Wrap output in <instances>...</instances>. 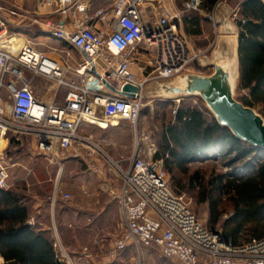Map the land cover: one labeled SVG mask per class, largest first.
<instances>
[{"label":"built area","instance_id":"1","mask_svg":"<svg viewBox=\"0 0 264 264\" xmlns=\"http://www.w3.org/2000/svg\"><path fill=\"white\" fill-rule=\"evenodd\" d=\"M59 3L62 13L72 16L71 28L64 30L49 23L47 27L55 38L83 54L74 72L88 78L79 84L68 81L57 61L29 43L17 51L7 47L6 24L0 18V146L9 137L18 141L29 136L35 141L33 151L51 159L69 152L81 157L82 150L87 155H100L101 148L81 135L79 128L81 124L103 127L102 122L104 127L111 126L113 119L135 123L142 106L143 83H138L130 71V52L140 43L152 50L151 81H167L185 73L201 53L194 52L177 31L172 16L159 15L150 26L142 25L139 0H115L111 20L102 11L97 13L108 33L90 26L84 0ZM198 5L199 0L185 4L187 9ZM99 61L102 67L97 70ZM26 71L64 88L63 104L38 101ZM110 83H116V91L125 84L138 86L140 91L133 98L115 91L105 95L101 88ZM3 88L7 90V104L1 100ZM111 162L119 183L110 185L108 194L119 203L124 230L114 240L110 256L128 247L138 253L141 247H155L173 264H264V237L233 246L208 229L184 197L172 190L162 160L142 159L135 149L125 168ZM87 165L89 170L101 172L96 163ZM9 186V164L0 149V188L7 190ZM55 249V257L62 264H91L86 247L69 252L56 237ZM0 264H6L1 256Z\"/></svg>","mask_w":264,"mask_h":264},{"label":"crops","instance_id":"2","mask_svg":"<svg viewBox=\"0 0 264 264\" xmlns=\"http://www.w3.org/2000/svg\"><path fill=\"white\" fill-rule=\"evenodd\" d=\"M84 1L88 5L86 16L90 21V26L95 30H102L108 33L109 31L100 25L97 13L102 11L111 20L115 0ZM180 1L185 5L192 0ZM241 1L239 0L237 5ZM56 5L59 7L56 8ZM174 5L175 0H139L138 9L142 25L150 26L159 15L172 16L176 25H179L180 22L182 23L183 17L191 12L186 6L185 8L176 9ZM193 12H197L201 17L200 32L194 35L188 34L190 36L202 35V23L208 19L212 21L214 31H233L234 27L237 28L235 23V19L238 16L237 9L234 11L236 16L233 23L224 0H219L209 13L198 9V6L193 9ZM0 18L8 24L7 26L10 30L7 31V47L17 51L23 44L29 43L36 50L57 61L62 66L68 81L79 84L88 78L87 75L80 76L74 72L83 61V54L67 42L55 38L50 31L51 29L47 27L49 23L64 30L71 28L72 16L62 13L59 0H0ZM237 35L233 37L235 39H228L229 34L223 36L220 33L210 54L203 57L202 65L212 67L211 64L214 60L220 59L223 52H225V48L227 50L229 47L234 52V49L238 47ZM152 57V50L143 43L138 44L129 54L130 71L138 83H143L141 87L142 95L148 91L153 92L157 83L161 82L148 80L153 70L152 65L149 64ZM101 67L102 62L99 61L97 70ZM25 76L30 80V85L38 101L46 104H63L64 88H57L41 77H32L27 71ZM109 85L116 90V83H110ZM101 92L105 95L115 93L107 85L102 86ZM4 95L5 93L1 95L2 102H4ZM117 121L109 123L111 126L107 127H104L105 122H102L103 127L81 124L79 133L91 139V135L87 136L82 133V128L95 126L103 132L107 130L109 132L108 139L103 136L99 139H102L107 144L105 145L108 146L110 143H116L117 141L115 140L116 136L112 134L116 133L119 128L116 125ZM94 133L96 134V132ZM7 139L6 147L9 153L7 155L4 154L6 153L5 149L2 150V153L6 156L5 159L9 164L10 186L24 197L23 201L29 209L25 225L34 228L37 232L45 233L52 240L54 253L56 250V237L64 249L69 252H77L80 244L72 240L73 232H79L87 228L88 223L85 224V219L95 217V213L98 218L110 215L114 219L118 217L120 219L121 217L122 220L119 203L110 198L108 187L104 188V194L99 190L91 191L87 187L89 182H86L84 177H89L87 174L89 168L82 170L80 166L81 162L87 164L88 159L92 155H87L82 150L80 152L81 157H74L73 152H69L65 156L51 159L45 154H36L33 151L35 141L29 136H23L20 141H16V145L12 146L8 145ZM126 164L123 168L126 167ZM65 173L68 174L64 178ZM99 175H102V173H98ZM64 195H68V198H64ZM102 195L103 198L100 197ZM69 228H74L75 231H71ZM129 249L134 250L132 247ZM149 249L153 248L141 247L139 255L142 251ZM1 258L3 259L2 256ZM164 258L167 259L166 257ZM170 262L173 263V261Z\"/></svg>","mask_w":264,"mask_h":264},{"label":"trees","instance_id":"3","mask_svg":"<svg viewBox=\"0 0 264 264\" xmlns=\"http://www.w3.org/2000/svg\"><path fill=\"white\" fill-rule=\"evenodd\" d=\"M218 1L199 0L198 9L209 13ZM237 15V88L245 92L238 100L259 108L264 116V0H242ZM200 22L199 14L191 12L182 19L184 31L198 34ZM7 140L9 146L16 145L13 138ZM214 152L229 158L232 170L217 174L209 188L201 181L194 182L199 179L197 174L188 178L190 184L200 187L199 203L208 201V229L233 246L264 237V148L236 138L205 109L179 106L173 120L162 128L160 151L153 160L163 158L165 171L176 169L187 175L189 163ZM238 163L242 166L235 167ZM174 192L180 195V191ZM223 196L230 203L231 213L217 231L215 226L224 213L219 208ZM23 198L11 186L0 188V255L6 264H62L55 257L52 240L25 225L29 209Z\"/></svg>","mask_w":264,"mask_h":264},{"label":"rangeland","instance_id":"4","mask_svg":"<svg viewBox=\"0 0 264 264\" xmlns=\"http://www.w3.org/2000/svg\"><path fill=\"white\" fill-rule=\"evenodd\" d=\"M238 1L239 0H224V3L228 6L229 17L232 19L233 23L236 16L234 11L237 9ZM174 6L176 9L182 7L185 8V5L180 0H175ZM55 7L57 8L59 6L56 5ZM189 12H193V9H190ZM99 23L104 29H107V25L104 22L99 21ZM5 24L6 30L10 31L7 26L8 24ZM202 24L203 31L200 36L188 35L184 31L181 22L177 25V31L186 39L192 50L194 52L201 53V55L191 63L188 71L182 74L208 75L212 73V67L202 65L203 57L210 54L216 40L219 38L220 33H222L223 36L229 34L228 39H235L233 37L236 36V34L234 35L233 31H228L227 33L224 31H214L212 21L209 19ZM219 60L222 62L232 61L234 64L237 63L236 55L229 49V47L227 50L225 48V52H223ZM237 81L238 80H236L234 86V95L238 100V97L240 95H244L245 92L238 91ZM4 93V104H7L9 103L7 90L3 88L1 90V95ZM179 106H190L209 111L205 103L197 96L165 99L154 95L152 91H148L143 95L142 106L135 123H131L129 121H117L116 125H118L117 127L119 128L116 133H112L116 136V143H110L106 146L107 144L104 143L102 139H99L101 136L108 139L109 132L107 130L103 132L95 126L82 128V133L87 136L91 135V141L97 144L103 151L100 152V155L94 154L88 159V162L92 161L97 164L102 175L98 176V173L100 172L93 173V171L87 170L88 165L81 162L80 167L82 170H87V174L90 177H84V180L89 182L87 187H89L91 191L99 190L104 194L105 187L107 188L112 184H118L119 180L115 178L111 160L123 168V166L127 163V159L133 154L135 148L137 149L139 157L142 159H153L155 154L160 151L162 128L165 123L173 120V116ZM254 109L264 118L262 113H260L259 108L256 107ZM111 122L113 121H110V123ZM94 132H96V134ZM0 149H5L6 153L4 154L6 155L9 153L8 148L6 147V140L2 142ZM158 160H162V167L165 171L166 169H164L163 158ZM228 161L229 158H224L214 152L209 157L201 158L189 163L187 175L176 169H173L170 173L165 171L166 178L172 189L177 192L180 191V195L184 197L190 209L207 228H209L208 201L199 203V191H201L200 187L197 186V184H190L188 178L192 174H197L199 179L194 182L196 183L197 181H201L203 185L209 188L210 182L214 181V177L217 174L228 173L232 170ZM238 166L241 167L242 164L238 163L235 165V167ZM67 174L68 173H65L64 178ZM100 197L103 198V195ZM221 201L222 203L219 208L224 210V213L221 215L215 226L217 231H220L221 225L231 213V206L227 201V197L223 196ZM86 219L85 224L88 223L87 228L82 229L79 232L75 231L74 228L69 229L71 231H75L73 232L74 236L71 237L72 240L77 241L80 244V247L88 248V251L92 255L90 261L91 264H173L170 262L173 261L172 259L167 258V260L163 256L161 257L159 249L155 247L153 249L142 251L140 255L137 251L129 249L124 252L116 253L114 257L110 256L114 240L123 234L124 229L121 217L120 219L119 217L114 219L110 215H107L98 218L95 213V217Z\"/></svg>","mask_w":264,"mask_h":264},{"label":"water","instance_id":"5","mask_svg":"<svg viewBox=\"0 0 264 264\" xmlns=\"http://www.w3.org/2000/svg\"><path fill=\"white\" fill-rule=\"evenodd\" d=\"M233 33H238L236 27L233 28ZM234 53L236 64L216 59L211 64L212 73L181 74L174 79L158 82L153 92L165 99L199 97L220 126L228 128L236 138L252 146L264 148V118L254 108L237 100L234 95V86L239 76L237 47ZM107 86L112 91L131 98L140 91L138 86L132 84L123 85L120 91H116L109 84Z\"/></svg>","mask_w":264,"mask_h":264},{"label":"bare ground","instance_id":"6","mask_svg":"<svg viewBox=\"0 0 264 264\" xmlns=\"http://www.w3.org/2000/svg\"><path fill=\"white\" fill-rule=\"evenodd\" d=\"M117 119H113V120H111V121H116Z\"/></svg>","mask_w":264,"mask_h":264}]
</instances>
